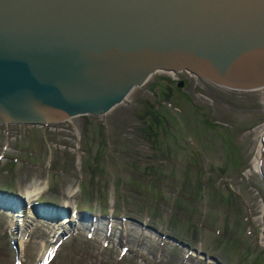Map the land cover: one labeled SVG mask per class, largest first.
I'll return each instance as SVG.
<instances>
[{
	"label": "rangeland",
	"instance_id": "rangeland-1",
	"mask_svg": "<svg viewBox=\"0 0 264 264\" xmlns=\"http://www.w3.org/2000/svg\"><path fill=\"white\" fill-rule=\"evenodd\" d=\"M149 77L102 114L0 122V187L27 195L44 185L29 202L96 215L77 218L45 250L66 216L0 208V264H43L45 255L44 264H249L241 243L218 240L225 227H244L264 247V149L255 159L264 87H229L186 69ZM30 210L21 238L18 212Z\"/></svg>",
	"mask_w": 264,
	"mask_h": 264
},
{
	"label": "water",
	"instance_id": "water-1",
	"mask_svg": "<svg viewBox=\"0 0 264 264\" xmlns=\"http://www.w3.org/2000/svg\"><path fill=\"white\" fill-rule=\"evenodd\" d=\"M158 69L264 86V0H0V122L105 113ZM29 201L0 187L3 209L94 217Z\"/></svg>",
	"mask_w": 264,
	"mask_h": 264
},
{
	"label": "trees",
	"instance_id": "trees-1",
	"mask_svg": "<svg viewBox=\"0 0 264 264\" xmlns=\"http://www.w3.org/2000/svg\"><path fill=\"white\" fill-rule=\"evenodd\" d=\"M172 89L170 90L169 88V92H168V97H170ZM148 111H151L150 114L152 115V117L156 118V117H161L160 115H164L163 113H160L157 109H152L150 108ZM101 156V153L100 155ZM200 185V191L202 193V184ZM204 195V193L201 194V197ZM224 196V195H223ZM226 200H228L229 198H227V196H224ZM232 229V227H229ZM225 231H222L220 234H218L217 236L219 237L218 240L222 241V240H226L228 242H231L233 245H235L237 242L238 244L241 243L240 248L242 250V253L244 252L245 255L247 256V259L249 261V264H262L263 260H264V254H262L264 247H259L257 243L253 244L252 242L248 241V237L247 235H245L244 233V227H242L239 230V227L237 229H233L229 232H226V227L224 229ZM228 230V229H227ZM231 264V263H229Z\"/></svg>",
	"mask_w": 264,
	"mask_h": 264
},
{
	"label": "bare ground",
	"instance_id": "bare-ground-1",
	"mask_svg": "<svg viewBox=\"0 0 264 264\" xmlns=\"http://www.w3.org/2000/svg\"><path fill=\"white\" fill-rule=\"evenodd\" d=\"M262 87H264V86H262ZM262 136H263V138L261 140V144H260V148H259V155L256 156V158H255L256 162L259 160L258 158L263 155L262 153H263V149H264V131L262 133ZM44 188H45L44 185L43 186H38L37 188H33L32 187L31 190H28V193H27L26 197L28 198V200H30V197H32V195L42 191ZM74 191H75V189H74ZM33 215H34V212H32V210H30V212H28V213H26V212L24 213L23 211L18 212V217L19 218L17 220V226H18L19 231L21 232V238H22V235H23L22 232L24 233L25 229H27V226L29 225V222H30V220H31ZM73 218H75L74 214L72 216H66L65 218L62 219V221H60V225H59L58 229L55 232V239L54 240L51 239L50 241L47 242L45 250H47L48 248H53L54 247V245H55L54 241L58 240V238L60 237V232L63 229H66V228L69 227L71 219H73Z\"/></svg>",
	"mask_w": 264,
	"mask_h": 264
}]
</instances>
